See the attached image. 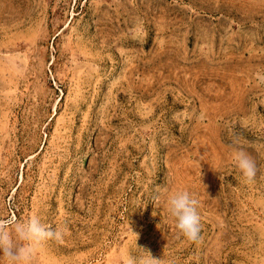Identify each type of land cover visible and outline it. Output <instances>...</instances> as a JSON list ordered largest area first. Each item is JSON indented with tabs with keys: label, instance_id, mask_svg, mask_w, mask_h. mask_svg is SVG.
Wrapping results in <instances>:
<instances>
[{
	"label": "rangeland",
	"instance_id": "1",
	"mask_svg": "<svg viewBox=\"0 0 264 264\" xmlns=\"http://www.w3.org/2000/svg\"><path fill=\"white\" fill-rule=\"evenodd\" d=\"M258 72L264 0H0V218L69 229L32 264H122L128 225L174 264H264ZM164 189L198 200L197 241Z\"/></svg>",
	"mask_w": 264,
	"mask_h": 264
},
{
	"label": "clouds",
	"instance_id": "2",
	"mask_svg": "<svg viewBox=\"0 0 264 264\" xmlns=\"http://www.w3.org/2000/svg\"><path fill=\"white\" fill-rule=\"evenodd\" d=\"M255 75L259 82L264 83V74L258 72ZM238 144L239 138H234L230 145L231 160L242 176L251 182L257 173L256 162L242 148L234 146ZM164 191L165 212L174 229L187 240L197 241L201 232L200 216L197 212L198 200L186 190ZM128 228L134 237L135 248L124 253L122 264H174L164 257L153 256L150 249L137 247L139 234L129 225ZM68 231L66 223L58 224L53 229L50 225L42 223L36 213L22 219L0 218V264H32L34 257L49 240L60 241Z\"/></svg>",
	"mask_w": 264,
	"mask_h": 264
}]
</instances>
